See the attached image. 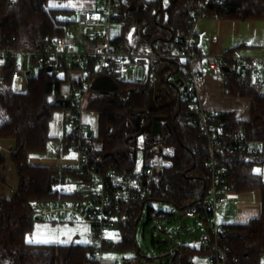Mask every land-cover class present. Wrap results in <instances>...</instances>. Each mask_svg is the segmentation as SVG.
I'll use <instances>...</instances> for the list:
<instances>
[{
  "label": "trees",
  "instance_id": "obj_1",
  "mask_svg": "<svg viewBox=\"0 0 264 264\" xmlns=\"http://www.w3.org/2000/svg\"><path fill=\"white\" fill-rule=\"evenodd\" d=\"M197 0H118L117 20L122 34L114 42L130 45L135 51L150 48L168 53L186 42L194 28L199 10ZM47 0H0V38L8 47L43 48L62 35L68 22L58 18L57 9L48 8ZM264 20V0H223L212 3L203 18ZM232 53V52H228ZM92 62L88 66H92ZM78 67L77 64L73 68ZM69 68L48 70L40 66L28 76L25 91L12 87L13 60L4 64L0 73V137L15 139L12 160L20 176V187L10 199L0 197V264H98L90 244H42L27 241L36 222L31 203L37 199H54L59 189L83 175L76 169L31 167V155L46 152L49 124L57 108L70 103L51 102L50 94L61 97V85L68 80ZM88 69V68H87ZM61 74V75H60ZM158 92L150 81H118L113 78L110 90L93 89L88 97V110L99 114L98 133L87 141V151L105 170L133 173L140 155L145 166L161 164L160 172L150 185L146 202L125 207L116 243L117 250L136 247V228L148 202L165 201L184 211L202 200L210 185L207 141L189 103L182 99L178 86L169 75L190 76V67L181 59H165L159 70ZM100 75V74H98ZM87 77L93 82L98 76ZM226 94L252 98L251 117L238 120L231 112H213V119L226 130L240 131L251 139L264 140V95L239 78L226 72ZM80 81L75 82V86ZM160 116L161 131L140 135L142 129ZM143 140H141V138ZM101 140V147L93 139ZM74 145L71 135L64 140L63 152ZM219 168L230 189L238 193L261 190L262 212L248 223L223 224L221 248L226 264H264V176L255 171L263 160L251 159L245 151H218ZM149 215L166 216L155 211ZM110 246H107L109 248ZM206 249L186 244L175 245L168 264H201ZM128 264V263H126Z\"/></svg>",
  "mask_w": 264,
  "mask_h": 264
},
{
  "label": "built area",
  "instance_id": "obj_2",
  "mask_svg": "<svg viewBox=\"0 0 264 264\" xmlns=\"http://www.w3.org/2000/svg\"><path fill=\"white\" fill-rule=\"evenodd\" d=\"M223 0H197L199 15L203 18L205 10L215 2ZM95 5L80 11L78 25L47 43L43 48L8 47L0 38V62L13 60L12 75L27 83L31 67H52L58 71L64 67L71 69L77 64L84 65L89 73L95 75L108 73L118 81H147L151 74L159 70L165 59H181L190 67L188 78L169 75L182 93L196 116L199 127L207 141L210 152L207 167L211 180L206 195L195 205L184 211L185 216L197 215L207 221L208 228L201 236V245L207 250L203 255L206 264H226L221 248L224 235L223 226L217 215L230 201L231 189L225 182L219 168L218 151L233 152L242 150L251 159H264V140L248 138L244 132L226 130L220 122L213 119V112L205 110L200 103L199 90L205 75L194 67L195 62L205 61L214 68L220 79L225 78V68L234 72L247 85L264 95V56H239L234 53H202L195 46L196 37L192 29L187 41L177 39L171 52L156 50L135 51L130 45L114 42L111 26L119 14L118 0H95ZM79 49V50H78ZM92 62V66H88ZM92 81L81 79L78 94L70 99L71 115L67 120L77 152L76 160L67 167L76 169L83 177L71 183L74 189H63L54 199H37L31 203V210L38 220L44 222H82L92 231L93 256L98 264H104L103 254L107 246L114 247L111 233L117 230L123 218L125 207L146 202L150 196V185L162 166H143L133 173L105 170L101 162L95 163L87 151L90 138L84 120L86 101L91 92ZM70 183V182H69ZM207 218V219H206ZM173 251L170 253L172 254ZM110 264H120L113 261Z\"/></svg>",
  "mask_w": 264,
  "mask_h": 264
},
{
  "label": "crops",
  "instance_id": "obj_3",
  "mask_svg": "<svg viewBox=\"0 0 264 264\" xmlns=\"http://www.w3.org/2000/svg\"><path fill=\"white\" fill-rule=\"evenodd\" d=\"M95 0H83L85 8H91L95 5ZM54 8V7H52ZM194 35L196 37L195 46L198 51L202 53H223L232 52L239 56H264V20H233V19H218L212 17L200 18L196 21L194 25ZM153 50L150 48L147 51ZM146 52V51H139ZM1 63V62H0ZM4 64H0V73L4 71ZM194 67L199 69L205 75V81L201 85L199 90L200 103L205 110L210 112H231L234 114L235 118L238 120H248L251 117V107L252 98L250 97H239L231 96L226 94L225 82L227 79L225 71V78L220 79L217 76V72L214 68L209 66L205 61L195 62ZM84 68V65L68 69L67 76L68 80L63 82L61 85V97L56 94H50L48 100L55 102L59 99H71L72 94L78 87L75 86V82L80 81L86 76L80 69ZM29 75L33 73V67H31ZM63 74V73H61ZM60 74V75H61ZM15 79V78H13ZM153 83V90L158 92L159 89V79L154 72L151 74L149 80ZM21 83L24 86L23 90L27 89V83ZM93 85V82H92ZM15 90V89H14ZM93 89H91L92 92ZM19 91V90H16ZM89 93V96L91 94ZM69 104L70 102H66ZM66 110L69 106L61 107ZM70 109V108H69ZM67 112V111H66ZM54 116V115H53ZM67 116V115H66ZM66 116L61 120H66ZM53 120V118H52ZM51 120V121H52ZM68 120V119H67ZM51 121L49 124V131L51 126ZM50 138L56 137L60 138L58 135H51ZM64 140L62 138V146H64ZM16 141L12 138L0 137V197L10 199L18 191L20 187V176L16 165L12 160V151L15 148ZM61 153V152H59ZM76 158L68 157H53L48 154L41 155H31L28 159V164L31 167H49V168H61L67 164L75 161ZM144 159L140 155L137 168H141L144 165ZM71 183V182H70ZM69 182L64 185L61 190L72 189L68 188ZM231 201L221 208L218 215L220 216L221 225L231 224V223H248L251 219L259 217L262 212V192L261 190L249 191L238 193L236 191H231L230 193ZM145 209V208H144ZM217 215V216H218ZM36 217V221H37ZM121 222V221H120ZM57 223V222H56ZM63 223V222H60ZM68 223V222H67ZM74 223V222H69ZM85 224V223H84ZM55 226L56 224H52ZM120 225V224H119ZM90 228V226H89ZM119 228V226H118ZM118 228L112 232L113 242L116 243L120 239V233H118ZM91 230V228H90ZM53 233V232H52ZM51 243L55 244H77V243H60L57 238L59 235L51 237ZM36 243V242H31ZM49 244V243H42ZM196 247H201L202 245H191ZM107 249H116V246H110ZM203 259V257H200ZM126 263L132 264L131 260H127ZM125 263V264H126Z\"/></svg>",
  "mask_w": 264,
  "mask_h": 264
},
{
  "label": "rangeland",
  "instance_id": "obj_4",
  "mask_svg": "<svg viewBox=\"0 0 264 264\" xmlns=\"http://www.w3.org/2000/svg\"><path fill=\"white\" fill-rule=\"evenodd\" d=\"M82 2L83 0H47L46 6L57 9L58 18L68 22L67 27L71 31L72 26L78 25L79 23L80 11L85 9ZM111 31L112 38H118L122 34V23L119 20L114 21L111 26ZM84 68L80 70L87 76L88 71ZM37 69V66L33 67V73H36ZM59 72L62 73L61 70ZM93 85L100 90H110L113 87V77L108 73H101L93 80ZM12 87L19 91L24 88L21 79H13ZM75 92L78 94L77 88ZM70 115L71 111L69 108L67 110L65 108H57L54 111L49 132L51 135H58L60 138H50L44 154L53 157H77V152L73 148L67 152H63L61 143L62 138L65 139L71 133V129L67 123ZM83 115L88 132H92L96 136L98 133L99 114L97 111L88 110V99L86 101V111ZM64 116H66V120H61ZM93 142L95 147H101L100 139L94 138ZM257 170L264 176V162L255 165V171ZM67 187L74 189L76 185L70 183ZM149 206L155 208L156 212L163 211L170 212V214L157 216L153 213L150 216L148 212ZM208 220L214 222V217L212 216ZM207 221L200 219L197 215L184 216L181 210L169 202L157 200L148 202L136 228V247L132 250L125 251L106 249L103 254L104 264H110L113 261L125 264L127 260H131L132 264H168L171 258L170 253L174 250L175 245L186 244L191 246L201 244V236L208 228ZM217 221L219 224H222L219 215L217 216ZM52 224L56 225L53 226ZM56 235H59L60 238H57L56 241L60 243L90 244L93 240L92 231L87 223H56L41 220L35 222L33 230L27 234L26 239L29 242L51 243V240H47V238L52 239L51 237ZM200 263L206 264V260L200 259Z\"/></svg>",
  "mask_w": 264,
  "mask_h": 264
},
{
  "label": "water",
  "instance_id": "obj_5",
  "mask_svg": "<svg viewBox=\"0 0 264 264\" xmlns=\"http://www.w3.org/2000/svg\"><path fill=\"white\" fill-rule=\"evenodd\" d=\"M48 70L49 71H52L53 70V68L50 66V67H48ZM225 70L226 71H229V68H225ZM30 72H28V74H29ZM92 88L93 89H98L97 87H95L94 85H92ZM58 102H63V103H66V102H70V100H68V99H59V100H57ZM163 120V118L162 117H160V116H156L155 118H154V121H153V124L151 125V124H148L146 127H144L143 129H142V131H141V133H140V135L142 136V135H145L146 133H149V132H152V135H157V134H159L160 133V131H161V121ZM88 135L89 136H92V132H89L88 133Z\"/></svg>",
  "mask_w": 264,
  "mask_h": 264
},
{
  "label": "snow or ice",
  "instance_id": "obj_6",
  "mask_svg": "<svg viewBox=\"0 0 264 264\" xmlns=\"http://www.w3.org/2000/svg\"><path fill=\"white\" fill-rule=\"evenodd\" d=\"M257 172H259V170H257Z\"/></svg>",
  "mask_w": 264,
  "mask_h": 264
}]
</instances>
